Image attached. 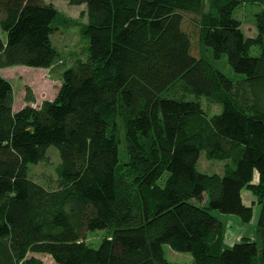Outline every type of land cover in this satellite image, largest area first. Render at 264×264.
Masks as SVG:
<instances>
[{"label":"trees","instance_id":"16d2710c","mask_svg":"<svg viewBox=\"0 0 264 264\" xmlns=\"http://www.w3.org/2000/svg\"><path fill=\"white\" fill-rule=\"evenodd\" d=\"M70 2L87 42L65 63L55 4L0 0V264H173L166 245L193 264H264V0ZM15 66L58 71L57 97L37 107L28 88L17 109ZM52 151L54 175L34 178ZM202 157L228 164L208 173ZM257 207L253 234L225 244L223 216L250 224Z\"/></svg>","mask_w":264,"mask_h":264},{"label":"rangeland","instance_id":"374dc122","mask_svg":"<svg viewBox=\"0 0 264 264\" xmlns=\"http://www.w3.org/2000/svg\"><path fill=\"white\" fill-rule=\"evenodd\" d=\"M59 9L60 12V26L61 30L53 37L56 46L62 53L63 59L70 61L76 55L84 56L86 52V38L83 33V27L87 23V12L85 5H74L70 0H47ZM239 18L244 20V31L248 36H255L256 29L253 21L249 19L245 9H238ZM192 28V27H189ZM194 29V28H193ZM6 37L5 31L0 25V39ZM195 37V36H194ZM196 39V37H195ZM154 52L157 53L156 48L153 47ZM209 50V51H208ZM194 52L201 53V48L197 45L194 47ZM206 57L214 63V65L221 69L228 77L237 80L242 76L234 71L230 66L227 57L224 55L220 59H215L212 48L205 49ZM159 57V56H158ZM11 80L15 90V106L20 108L25 104V96L28 88L34 91L36 102L34 106L39 107L43 100H54L59 92L61 80L58 71L53 72L51 69L34 68L27 66H15L5 68L3 71ZM168 96H176L177 94L166 91ZM203 103L206 110L211 114L221 111L219 104L211 103L206 97H203ZM125 145L121 144V154L124 153ZM56 150V149H55ZM59 161L58 155L55 151L51 152L50 161L44 162L32 167V175L38 180H45L54 175L53 167ZM227 161H210L205 157L200 160V169L202 171L213 173L223 172ZM244 200L247 204H252L253 195L247 189L243 191ZM260 208L255 209V217L250 224L240 223L238 218L234 216H223L225 226V244H232L236 238L242 233L245 235L253 234V227L257 223ZM238 219V220H237ZM105 230H96L89 233L87 241L94 246L99 245L101 239L105 236ZM166 256L173 264H193V257L190 253L177 252L169 245L165 246ZM40 257L45 261V264H54L52 257L48 254H40Z\"/></svg>","mask_w":264,"mask_h":264},{"label":"crops","instance_id":"0c3cea01","mask_svg":"<svg viewBox=\"0 0 264 264\" xmlns=\"http://www.w3.org/2000/svg\"><path fill=\"white\" fill-rule=\"evenodd\" d=\"M3 71H4V69H3ZM3 71H2V72H3ZM3 74H4V73H3ZM4 75L6 76V74H4ZM6 77H7V76H6ZM8 78H9V77H8ZM16 108H17V107H16ZM17 109H18V108H17ZM237 220H238V219H237ZM240 223H242V222L240 221ZM243 235H245V234L242 233V234L240 235V237L243 236Z\"/></svg>","mask_w":264,"mask_h":264}]
</instances>
